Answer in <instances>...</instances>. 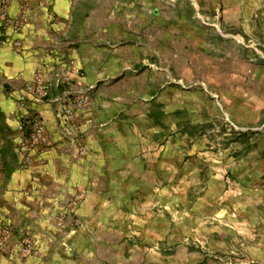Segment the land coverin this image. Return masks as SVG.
<instances>
[{"label": "crops", "instance_id": "0c3cea01", "mask_svg": "<svg viewBox=\"0 0 264 264\" xmlns=\"http://www.w3.org/2000/svg\"><path fill=\"white\" fill-rule=\"evenodd\" d=\"M230 1L10 5L9 16L25 13L28 22L17 35L0 33V229L12 230L0 264H164L153 247L165 239L162 213L150 205L162 196V101L177 97L168 85L187 80L181 68L192 66L193 48L211 46L206 11L220 6L225 21ZM37 76L44 99L28 90ZM77 92L90 101L76 110L80 135L66 136L57 113L61 98ZM27 113L43 122L48 144L24 168L18 126ZM71 199L76 206L60 229L55 214ZM21 233L36 254H9Z\"/></svg>", "mask_w": 264, "mask_h": 264}, {"label": "rangeland", "instance_id": "374dc122", "mask_svg": "<svg viewBox=\"0 0 264 264\" xmlns=\"http://www.w3.org/2000/svg\"><path fill=\"white\" fill-rule=\"evenodd\" d=\"M220 9L206 11L211 46L193 48L187 80L162 101V196L150 205L164 264H264V0H231L225 21Z\"/></svg>", "mask_w": 264, "mask_h": 264}, {"label": "built area", "instance_id": "2783aa9c", "mask_svg": "<svg viewBox=\"0 0 264 264\" xmlns=\"http://www.w3.org/2000/svg\"><path fill=\"white\" fill-rule=\"evenodd\" d=\"M13 2L19 3V0H0L1 18L9 26L13 34H19L28 22V17L25 13L17 16H9L8 9L9 5ZM20 40H15L13 46L16 49H20ZM61 82H58V86ZM28 90L37 98L44 99L47 97V91L44 82L41 77L37 76L28 87ZM59 101V100H58ZM64 101L62 108L57 113V119L60 122L61 128L66 136H79L80 128L76 120V110L85 106L89 103L90 97L87 92H77L72 95H67L61 98ZM19 140L21 142L20 153L23 159V166L27 168L32 163L33 154L40 153L48 144L47 137L45 134V127L40 118L33 114H25L18 126ZM79 138V137H77ZM80 153L85 152V146L79 145L77 147ZM77 196L82 198L85 195L84 190L79 185L75 186ZM76 206V201L71 199L67 203L66 208L57 211L55 214L56 223L58 228L63 229L65 226L66 219L68 217V210L73 209ZM12 230L0 229V256L5 248V240L10 236ZM63 246L67 250H71L69 243L63 241ZM9 254L30 256L36 254L35 243L24 233H21L9 248Z\"/></svg>", "mask_w": 264, "mask_h": 264}]
</instances>
